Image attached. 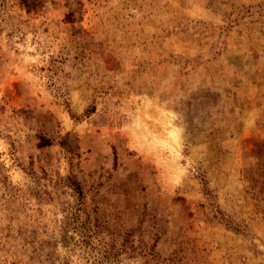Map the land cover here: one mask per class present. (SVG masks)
<instances>
[{
    "label": "rangeland",
    "instance_id": "obj_1",
    "mask_svg": "<svg viewBox=\"0 0 264 264\" xmlns=\"http://www.w3.org/2000/svg\"><path fill=\"white\" fill-rule=\"evenodd\" d=\"M0 264H264V0H0Z\"/></svg>",
    "mask_w": 264,
    "mask_h": 264
},
{
    "label": "bare ground",
    "instance_id": "obj_2",
    "mask_svg": "<svg viewBox=\"0 0 264 264\" xmlns=\"http://www.w3.org/2000/svg\"><path fill=\"white\" fill-rule=\"evenodd\" d=\"M144 103H146L147 101L145 99H142ZM142 102V101H141Z\"/></svg>",
    "mask_w": 264,
    "mask_h": 264
}]
</instances>
